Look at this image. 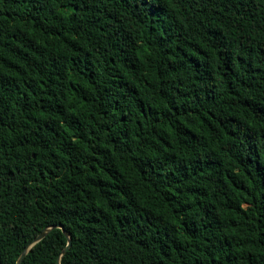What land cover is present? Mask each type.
<instances>
[{"label":"trees","instance_id":"1","mask_svg":"<svg viewBox=\"0 0 264 264\" xmlns=\"http://www.w3.org/2000/svg\"><path fill=\"white\" fill-rule=\"evenodd\" d=\"M57 224L60 264H264V0H0V264Z\"/></svg>","mask_w":264,"mask_h":264},{"label":"water","instance_id":"2","mask_svg":"<svg viewBox=\"0 0 264 264\" xmlns=\"http://www.w3.org/2000/svg\"><path fill=\"white\" fill-rule=\"evenodd\" d=\"M52 228L61 229L63 234L67 237V240H68L66 246L61 250L59 256L56 258V263L60 264L61 257L66 253V251L68 250V248L70 247V244H71L70 234L61 224L51 225V226H48V227L44 228L37 236H35L33 238V240L28 244L26 249L20 254V256L18 257V259L16 261V264H21L22 260H23V257L25 255V253L27 252L28 248L31 245H33L34 243H36L37 241L41 240Z\"/></svg>","mask_w":264,"mask_h":264}]
</instances>
